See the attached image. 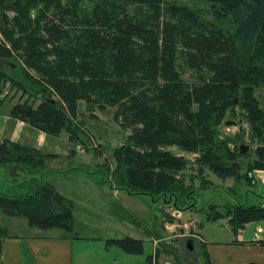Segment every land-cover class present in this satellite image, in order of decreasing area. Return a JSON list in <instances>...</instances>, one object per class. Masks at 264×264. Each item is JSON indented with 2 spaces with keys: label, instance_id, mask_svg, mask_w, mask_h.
Listing matches in <instances>:
<instances>
[{
  "label": "trees",
  "instance_id": "obj_1",
  "mask_svg": "<svg viewBox=\"0 0 264 264\" xmlns=\"http://www.w3.org/2000/svg\"><path fill=\"white\" fill-rule=\"evenodd\" d=\"M164 1L0 0V61L18 62L40 100L34 109L25 103L13 105L9 116L47 136L64 131L71 143L78 141L71 127L78 102L90 111L114 108L112 121L129 129L113 152L123 173L122 189L167 197L177 210H195L206 222L227 219L233 232L264 221V201L244 203V185L238 183L249 185L252 171L264 172V101L254 95V89H264V0H204L222 27L201 20L175 0ZM184 72L190 73V82L183 79ZM5 83L26 91L0 66V88ZM233 105L244 110L262 144L250 173L242 175L236 159L245 154L225 149L216 138L218 123ZM168 147L196 154L197 164L236 182L228 188L211 187L200 178L197 190L182 185L176 175L185 169V161ZM50 157L0 142V165H12L13 179L15 172L28 173L27 181L17 184L22 194L0 192V212L24 218L28 227L72 233L71 203L29 174L42 169ZM204 189H211L212 196L196 208L195 198ZM105 244L126 254L141 252V241L129 237Z\"/></svg>",
  "mask_w": 264,
  "mask_h": 264
},
{
  "label": "rangeland",
  "instance_id": "obj_2",
  "mask_svg": "<svg viewBox=\"0 0 264 264\" xmlns=\"http://www.w3.org/2000/svg\"><path fill=\"white\" fill-rule=\"evenodd\" d=\"M164 2H169V0ZM173 2L194 11L203 21H211L221 27L224 25L219 24L212 16L209 4L204 0H175ZM34 14V11H30V15ZM7 15L11 17V12H7ZM225 26L229 28V25ZM0 66L7 77L21 82L26 88L25 93H22L21 90L10 88L8 83L1 86L0 103L4 110L9 109L8 115L11 107L15 104L25 103L32 109L37 107L40 100L37 94L31 91L28 80L23 78L18 62L9 59L0 61ZM29 74L34 76L30 70ZM182 77L185 81H191L189 72H184ZM254 95L264 101V89H254ZM51 98L55 100L54 96ZM113 109L107 107L104 111H99L93 107L90 111L83 102H78L77 113L71 120V127L76 130V140L78 141H73L70 144L68 135L64 131L57 135L59 140L64 138L72 145V155L67 160L62 157L55 160L50 159L51 161L46 163L44 160L42 167L44 169L42 183L52 187L71 203V234L75 233L77 237L85 239L83 240L84 245H90V239H103L105 246V241L108 239L129 237L141 241L139 254H126L114 247L109 249L112 253L105 254L99 250L98 252L97 249L89 251L86 246L87 249L85 248L86 252L82 258L83 264H110L112 257L116 264H207V262L211 264L205 250L206 243L201 236L202 229L221 231L224 227L219 228V224L227 223L225 221H223L224 223L221 221L206 222L205 215L195 210L180 213L181 211L174 208L173 203L167 197L149 198L145 195H133L122 189L120 182L123 173L121 169L116 168L113 152L129 134V129H123L112 121ZM226 122L230 123L226 124ZM216 136L217 141L231 152L239 154V145L248 147L244 153L245 156H238L236 159V162L241 166L240 175L246 172L245 164H241L240 161L245 160L251 165V162L257 159L256 149L262 146L246 122L244 110L236 105L229 107L224 113L216 127ZM166 150L185 161V169L176 175V178L184 186L191 185L194 190H197L202 187L200 178L207 180L211 187L228 188L236 182L234 178H219L202 164H197L196 154L185 153L175 147H168ZM198 169H201V172ZM11 170V164L0 165V180L3 179V173L8 174L10 180V183L8 180V187L0 188V192L6 193L7 191L12 195H20L23 192L19 190L20 187H17V184L21 185L22 181H27L25 175L28 173H24L26 172L24 171L23 177L21 173L15 172L18 177L13 179L9 177ZM29 174L30 177H33L34 172ZM238 183L246 186L242 180ZM211 196V189H204L199 198H195L196 208L199 207L200 202L204 203ZM165 201L166 203H164ZM183 204L188 205L184 201ZM15 220L21 225L12 226L10 232L22 233L24 227L28 228L24 218L8 217L0 212V229H3L4 226L8 227ZM205 230L204 232H207ZM47 232L52 234L62 232V230L49 229ZM220 235H216V239H224V236ZM187 241L191 242V250L185 247ZM155 250L158 251L157 256L154 255ZM163 252H167L168 255ZM204 253H206L207 261L204 258ZM147 256H150L148 262H146Z\"/></svg>",
  "mask_w": 264,
  "mask_h": 264
},
{
  "label": "crops",
  "instance_id": "obj_3",
  "mask_svg": "<svg viewBox=\"0 0 264 264\" xmlns=\"http://www.w3.org/2000/svg\"><path fill=\"white\" fill-rule=\"evenodd\" d=\"M1 104L0 142L5 140L9 143L31 148L42 155L54 156L45 159V163L61 157L66 160L70 158L73 153L71 151L73 147L66 139L59 140V136H47L29 127L22 121L12 119L8 115L9 109L4 110ZM43 170V168L35 169L33 171V178L42 182ZM11 176L12 174H9V177ZM22 176L24 177L23 174ZM2 178L0 180L1 189L2 187H8V174L3 173ZM249 179V185L242 187L240 192L241 199L244 203L248 204L263 202L264 172L254 170L249 175ZM189 211L185 209L181 210L180 213H188ZM218 221H221V223H224L223 221L226 222L224 219ZM218 221L213 223H217ZM20 225L15 220L8 227L4 226V235L0 236V264H83L82 258L87 248L89 251L97 249V251L99 250L105 254L112 253L109 250L112 247H106L103 239H90V245L87 246L83 244V240L85 239L76 235L72 236L71 233L62 231L51 234L47 232L49 229L40 230L35 227H28L27 224L28 228L24 227L22 233L10 232L12 226L17 227ZM219 228H222L221 231H207L208 228L202 229L203 234L201 236L206 243L205 250L211 264H264V221L246 223L234 232L227 224H219ZM204 230L207 232H204ZM220 234L224 236V239H216V235ZM113 255H115V252H113ZM110 264H116L113 257Z\"/></svg>",
  "mask_w": 264,
  "mask_h": 264
},
{
  "label": "water",
  "instance_id": "obj_4",
  "mask_svg": "<svg viewBox=\"0 0 264 264\" xmlns=\"http://www.w3.org/2000/svg\"><path fill=\"white\" fill-rule=\"evenodd\" d=\"M44 101L48 102V103H52V100H48V99H45L43 97H41ZM230 122H226V124H229ZM248 147L246 145H239L238 146V153L239 154H244L246 151H247ZM241 164H245L246 166V173H250L251 171V167H250V164L248 162H246L245 160H241L240 161ZM185 247L188 249V250H191V242L190 241H187L185 242Z\"/></svg>",
  "mask_w": 264,
  "mask_h": 264
}]
</instances>
